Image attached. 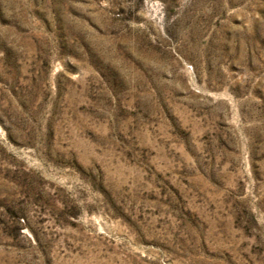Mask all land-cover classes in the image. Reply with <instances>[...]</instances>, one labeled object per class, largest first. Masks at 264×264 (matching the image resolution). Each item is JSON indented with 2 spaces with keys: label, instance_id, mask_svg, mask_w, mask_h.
<instances>
[{
  "label": "rangeland",
  "instance_id": "rangeland-1",
  "mask_svg": "<svg viewBox=\"0 0 264 264\" xmlns=\"http://www.w3.org/2000/svg\"><path fill=\"white\" fill-rule=\"evenodd\" d=\"M0 264H264V0H0Z\"/></svg>",
  "mask_w": 264,
  "mask_h": 264
}]
</instances>
